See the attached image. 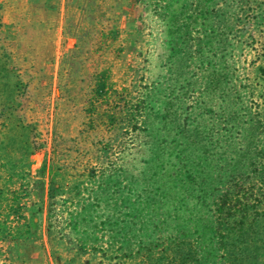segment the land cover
I'll list each match as a JSON object with an SVG mask.
<instances>
[{"label": "rangeland", "instance_id": "1", "mask_svg": "<svg viewBox=\"0 0 264 264\" xmlns=\"http://www.w3.org/2000/svg\"><path fill=\"white\" fill-rule=\"evenodd\" d=\"M253 124L264 0H0V264H264L214 222Z\"/></svg>", "mask_w": 264, "mask_h": 264}, {"label": "trees", "instance_id": "2", "mask_svg": "<svg viewBox=\"0 0 264 264\" xmlns=\"http://www.w3.org/2000/svg\"><path fill=\"white\" fill-rule=\"evenodd\" d=\"M261 128L257 124L249 126L250 139L243 134L247 144L234 153V170L227 175L230 185L217 198L214 222L220 241L226 237V233L240 236L246 219L257 217L260 210H264V131L258 130ZM167 264L182 262L175 260Z\"/></svg>", "mask_w": 264, "mask_h": 264}]
</instances>
